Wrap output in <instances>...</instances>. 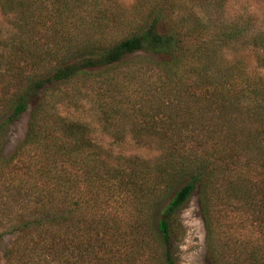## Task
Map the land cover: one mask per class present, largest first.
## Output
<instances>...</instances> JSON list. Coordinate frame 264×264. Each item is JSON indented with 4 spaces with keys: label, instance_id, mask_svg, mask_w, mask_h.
Wrapping results in <instances>:
<instances>
[{
    "label": "trees",
    "instance_id": "16d2710c",
    "mask_svg": "<svg viewBox=\"0 0 264 264\" xmlns=\"http://www.w3.org/2000/svg\"><path fill=\"white\" fill-rule=\"evenodd\" d=\"M240 1L0 0L6 264H180L195 192L211 263L264 264V0ZM82 101L158 154L96 141Z\"/></svg>",
    "mask_w": 264,
    "mask_h": 264
},
{
    "label": "rangeland",
    "instance_id": "374dc122",
    "mask_svg": "<svg viewBox=\"0 0 264 264\" xmlns=\"http://www.w3.org/2000/svg\"><path fill=\"white\" fill-rule=\"evenodd\" d=\"M124 7H129L134 0H118ZM251 0H241L234 5V10L241 11ZM251 3V2H250ZM1 15V14H0ZM1 18V16H0ZM81 107L75 109L70 107L72 115L89 121L94 130V139L106 146H111L115 150L120 147L125 154L138 153L146 157H153L158 154L157 149L148 147H135V138L126 130L121 138L116 139L114 133L105 127V123L99 122L95 116V108L89 101H82ZM28 121V111L24 112L19 119L15 120L9 127L5 151H11L24 137ZM120 125V123H119ZM116 128H119L116 127ZM180 219L184 227V235L178 244V259L180 264H212L205 244V228L199 208V198L197 192L192 194L189 201L183 206L180 212ZM11 238L5 234H0V264H6L4 252L10 247Z\"/></svg>",
    "mask_w": 264,
    "mask_h": 264
}]
</instances>
